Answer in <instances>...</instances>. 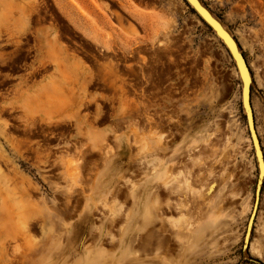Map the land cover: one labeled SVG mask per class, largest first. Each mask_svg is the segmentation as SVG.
<instances>
[{"label":"rangeland","instance_id":"1","mask_svg":"<svg viewBox=\"0 0 264 264\" xmlns=\"http://www.w3.org/2000/svg\"><path fill=\"white\" fill-rule=\"evenodd\" d=\"M201 1L246 60L264 154V0ZM44 2L0 0V26L29 20ZM54 2L67 5L72 25L91 21L93 36H143V49L161 62L163 88L152 98L157 106L145 109L146 124L140 108L122 105L114 109V128L103 129L83 127L79 106L14 108L27 127L75 120L82 138L50 172L59 174L40 183L14 181L0 167V264H264V182L251 244L243 248L258 168L242 83L222 41L185 0L143 8L114 0V16L122 20L118 4L140 22V33L103 26L113 15L110 0H97L104 10L94 13L84 8L91 0ZM51 43L55 50L56 39ZM78 67L67 60L68 85L77 82L70 71ZM7 132L0 124V163L11 166L4 148L19 145L7 142Z\"/></svg>","mask_w":264,"mask_h":264},{"label":"flooded vegetation","instance_id":"2","mask_svg":"<svg viewBox=\"0 0 264 264\" xmlns=\"http://www.w3.org/2000/svg\"><path fill=\"white\" fill-rule=\"evenodd\" d=\"M44 1L36 5L29 20L8 21L0 26V124H7V142L19 145L4 148L14 164L9 166L1 161L0 167L5 173L11 171L14 181L20 179V183L23 176L30 178L31 183H40L43 177H56L59 173L50 172L57 169L62 158L76 152L77 140L82 137L75 120L58 126L37 122L27 127L19 119L20 111L14 108L79 106L78 121L83 127L101 123L103 129L114 128V109L122 105L140 108L141 120L146 124L145 109L157 106V99L152 98H160L163 88L161 62L143 49V36H93L91 21L79 19L72 25L66 4ZM91 1L84 8L92 13L104 10L97 0ZM131 1L143 8L156 0ZM110 3L106 10L113 15L107 14L104 27L133 26L139 33L143 31L140 22L130 20L116 4L123 12L119 13L122 20H118L114 16V0ZM53 38L57 43L55 50ZM67 60L79 66L75 72L70 71L77 82L69 85Z\"/></svg>","mask_w":264,"mask_h":264},{"label":"water","instance_id":"3","mask_svg":"<svg viewBox=\"0 0 264 264\" xmlns=\"http://www.w3.org/2000/svg\"><path fill=\"white\" fill-rule=\"evenodd\" d=\"M185 1L188 3L190 7H192V9L196 12V14L200 17V19L206 25H208L215 33V35L222 41V43L228 50L230 56L234 60L236 68L238 70L239 77L242 83V89H241L242 108L245 113L247 127L250 138L252 140V145H253L254 154L257 162V168H258V181L256 185V204H259L262 185L264 182V179L261 180L262 175H264V154L257 135L254 115L251 106L252 77L250 74V70L234 37L224 27V25L220 22V20L216 18V16H214V14L204 5V3L201 0H185ZM257 212L255 208V211L248 225V229L245 237V243L243 246L244 249H248L247 245H249L248 243L252 235L251 233L254 226V221L256 220Z\"/></svg>","mask_w":264,"mask_h":264},{"label":"bare ground","instance_id":"4","mask_svg":"<svg viewBox=\"0 0 264 264\" xmlns=\"http://www.w3.org/2000/svg\"><path fill=\"white\" fill-rule=\"evenodd\" d=\"M187 5V4H186ZM192 8V7H191ZM135 30V29H134ZM216 36V35H215ZM221 42V41H220ZM253 51V50H252ZM248 128V127H247ZM250 140H251V138H250ZM251 143H252V140H251ZM252 147H253V145H252ZM73 163V162H72ZM75 167H76V164H75ZM74 170V169H73ZM172 170V169H171ZM173 172V171H172ZM79 173V172H78ZM77 172H76V174H78ZM73 174H74V172H73ZM73 176H75V175H73ZM264 179V175H262V177H261V180H263ZM76 181V180H75ZM257 181H258V178H257ZM75 185H77V183L75 182L74 183ZM256 185H257V183H256ZM261 187V186H260ZM172 190V189H171ZM171 192V191H170ZM171 195V194H170ZM259 200V199H258ZM258 205L259 204H256V189H255V193H254V201H253V207H252V210L250 211V215H249V217H248V220H247V224H246V229H245V233H244V237H243V241H244V243H245V237H246V233H247V229H248V225H249V222H250V219H251V217H252V215H253V213H254V211H255V208H256V212H257V209H258ZM254 223H255V221H254ZM254 227V226H253ZM252 231H253V229H252ZM252 234V233H251ZM251 237H252V235H251ZM251 237H250V240H249V245L251 244L250 243V241H251ZM249 245H247L248 246V248H249ZM244 246V245H243Z\"/></svg>","mask_w":264,"mask_h":264}]
</instances>
